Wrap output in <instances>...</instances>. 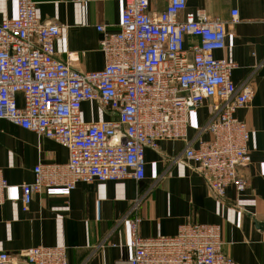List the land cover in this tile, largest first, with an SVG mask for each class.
Here are the masks:
<instances>
[{"label":"built area","instance_id":"built-area-1","mask_svg":"<svg viewBox=\"0 0 264 264\" xmlns=\"http://www.w3.org/2000/svg\"><path fill=\"white\" fill-rule=\"evenodd\" d=\"M14 1L16 15L0 20V120L51 138L69 152L65 163L33 166V180L20 184L22 211L43 188L70 191L77 181L93 179L138 182L145 176L144 149L186 139L189 111L213 98L214 115L201 126L212 138L187 145L184 157L215 198L223 199L229 185L237 193L245 188L237 170L250 159L249 131L234 111L250 100L253 88L235 86V63L213 53L224 47L225 25L237 21L236 9L223 21L202 9L180 17L186 0H167L158 14L149 11L148 0H123L116 31L96 26L103 67L80 72L56 55L61 26L42 21L34 0ZM186 36L195 41L186 46ZM86 100L112 110L115 118L85 122L80 110ZM8 187L0 169V204ZM139 204L137 197L119 220H127L131 230L124 264H240L221 251L217 224L185 222L170 236L139 235ZM21 256L25 264H69L64 245L29 246ZM0 264H14L13 256L0 251Z\"/></svg>","mask_w":264,"mask_h":264},{"label":"crops","instance_id":"crops-1","mask_svg":"<svg viewBox=\"0 0 264 264\" xmlns=\"http://www.w3.org/2000/svg\"><path fill=\"white\" fill-rule=\"evenodd\" d=\"M42 21L61 26L54 40L56 55L73 69L85 72L104 65L97 25L118 29L123 0H34ZM167 0H148L151 13H160ZM187 11L202 9L209 18L229 19L236 9L235 23L226 22L225 43L214 56L235 63L230 79L235 86L248 83L253 94L234 111L249 131L246 147L249 162L237 173L246 186L236 192L225 187L223 199L215 198L203 179L184 157L185 147H197L212 134L201 129L214 115L215 98L204 100L188 113L187 137L160 140L157 148L146 147L145 176L135 182L120 180L77 181L70 191L60 186L33 193L22 211L21 185L34 178L37 163H65L69 152L51 138L0 120V169L8 183L0 204V251L13 256L14 264H25L21 253L29 246L64 245L69 264H124L131 255L128 221L120 218L140 198L138 234L170 236L185 222L217 224L221 251L240 264H264V0H186ZM15 1L0 0V20L15 16ZM188 46L195 38L185 37ZM17 104L23 105L21 94ZM81 119L103 121L115 113L95 100L81 103Z\"/></svg>","mask_w":264,"mask_h":264}]
</instances>
